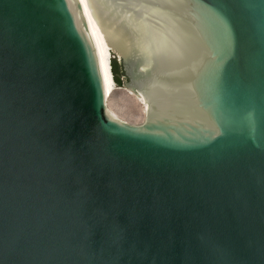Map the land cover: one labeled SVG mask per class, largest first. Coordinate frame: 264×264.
Instances as JSON below:
<instances>
[{
    "label": "water",
    "instance_id": "95a60500",
    "mask_svg": "<svg viewBox=\"0 0 264 264\" xmlns=\"http://www.w3.org/2000/svg\"><path fill=\"white\" fill-rule=\"evenodd\" d=\"M86 1L144 119L80 0H0V264H264V0Z\"/></svg>",
    "mask_w": 264,
    "mask_h": 264
},
{
    "label": "rangeland",
    "instance_id": "374dc122",
    "mask_svg": "<svg viewBox=\"0 0 264 264\" xmlns=\"http://www.w3.org/2000/svg\"><path fill=\"white\" fill-rule=\"evenodd\" d=\"M110 57L111 59L114 57L116 61L122 65V58L118 55V53L112 51ZM122 78L128 81L126 76H122ZM114 88L113 92L108 96L107 101L110 111L128 123H141L144 119L145 112L143 101L135 92L127 87H124L123 84L117 85L114 82Z\"/></svg>",
    "mask_w": 264,
    "mask_h": 264
},
{
    "label": "bare ground",
    "instance_id": "6f19581e",
    "mask_svg": "<svg viewBox=\"0 0 264 264\" xmlns=\"http://www.w3.org/2000/svg\"><path fill=\"white\" fill-rule=\"evenodd\" d=\"M80 1L82 3L85 15H86L87 20H88L90 32L93 36V39H94L96 47H97L100 65H101L102 74H103L104 83H105V88H106V93L109 96L113 92V90L115 89L114 88V81H113V77H112V72L110 69V59H111L110 55H111L112 51L113 52H116V51L112 47L108 46L106 39H105V36L103 35V33L100 30L97 23L95 22L92 14L88 8L87 1L86 0H80ZM108 96H107V101H108ZM143 103H144V101H143ZM144 106H145V103H144Z\"/></svg>",
    "mask_w": 264,
    "mask_h": 264
},
{
    "label": "trees",
    "instance_id": "16d2710c",
    "mask_svg": "<svg viewBox=\"0 0 264 264\" xmlns=\"http://www.w3.org/2000/svg\"><path fill=\"white\" fill-rule=\"evenodd\" d=\"M110 69L112 72L113 81L117 85H122V76H125L122 65L116 61V59L113 57L110 59Z\"/></svg>",
    "mask_w": 264,
    "mask_h": 264
}]
</instances>
